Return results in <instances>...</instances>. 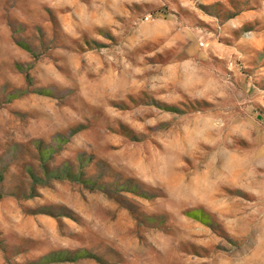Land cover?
Here are the masks:
<instances>
[{
  "label": "rangeland",
  "instance_id": "1",
  "mask_svg": "<svg viewBox=\"0 0 264 264\" xmlns=\"http://www.w3.org/2000/svg\"><path fill=\"white\" fill-rule=\"evenodd\" d=\"M0 264H264V0H0Z\"/></svg>",
  "mask_w": 264,
  "mask_h": 264
}]
</instances>
